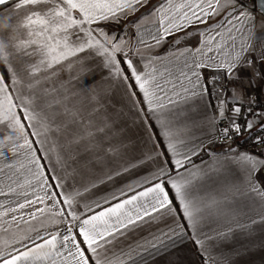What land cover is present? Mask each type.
Listing matches in <instances>:
<instances>
[{"label":"snow or ice","instance_id":"obj_1","mask_svg":"<svg viewBox=\"0 0 264 264\" xmlns=\"http://www.w3.org/2000/svg\"><path fill=\"white\" fill-rule=\"evenodd\" d=\"M150 4L0 0L6 6L0 8V178L7 179L9 192L25 184L33 189L3 216L21 212L10 218L16 223L30 209L26 222L41 216L51 221L47 227H34L35 235L0 250V264H128L121 258L126 255L123 248L120 255L114 251L117 242L147 223H163L167 229H158L153 240L167 238L177 244L192 239L203 249L233 231L219 227L232 209L229 193L243 190L264 203V153L208 148L207 155L217 157L213 163L194 160L205 151L195 130L209 119V112L213 144L251 135L256 127L255 142L264 146V111L253 108L257 101L252 93L264 90V48L252 42L256 27L264 25V0L258 13L244 0ZM141 9L147 11L130 20ZM148 16L156 21L148 31L150 41L138 39L144 55L133 51L128 36L117 35L111 26H139ZM193 33L202 37L195 46L186 43ZM166 45L164 52L155 51ZM82 53L102 58L110 75L134 98L147 151L135 154L125 128L102 99L82 98L61 82V67L83 59ZM51 153L61 163L87 158L108 179L149 161L155 171L139 184L141 190L131 187L130 196L122 190L80 208L81 190L65 189L63 177L52 174L54 168L45 172L48 165L42 161L50 160ZM25 167L35 184L26 178L20 182ZM225 171L234 172L239 183L221 185ZM95 181L103 182L102 176L93 173L81 188L89 191ZM6 195L0 189V196Z\"/></svg>","mask_w":264,"mask_h":264},{"label":"crops","instance_id":"obj_2","mask_svg":"<svg viewBox=\"0 0 264 264\" xmlns=\"http://www.w3.org/2000/svg\"><path fill=\"white\" fill-rule=\"evenodd\" d=\"M175 2H179V0H175ZM155 3H157V0H151V4ZM244 3L248 9H255L257 13L259 12L252 0H244ZM151 4L148 6L149 8ZM2 7L6 6H0V8ZM145 11L147 9H141L140 12L131 16L130 20H135ZM155 21V16H148L140 21L139 26L127 23L121 26L113 25V27L117 35L128 36L130 43L133 45V51L139 49L141 54L146 55V50L138 43V39L143 38L150 41L148 31L154 29ZM137 27L140 28V31H137ZM121 28H123V31H121ZM201 30H203V26H201ZM199 39H202V37H198L193 33L186 43L195 46ZM252 42L257 49L264 48V25L256 27ZM169 46H162L155 51L164 52ZM81 56L83 59L72 63L65 62V65L61 67L59 72L61 82L82 98L95 95L97 98L102 99L109 113L117 116L119 122L125 128L129 137L127 142L132 149H135V154L139 155L141 149L147 151L146 148H143V128L136 108L133 106L134 98L126 92L119 81L110 75L102 58L94 55L89 56L85 53H82ZM139 58L138 56L134 57V59ZM164 59L167 61L168 58L165 57ZM146 63L147 60H141L142 65ZM252 93L262 96L264 90L257 88L252 90ZM208 117L209 119L205 120L202 126L195 130L196 135L202 138L205 147V151L199 157L194 158L196 164H200L201 160L211 164L217 159V157L210 158L207 155L208 148L217 153H222L229 146L235 148L229 143L218 141L215 144L212 143V140L215 139V129L210 120L211 112L208 113ZM50 156V160L42 161V163L48 165L45 172L48 173L54 168L55 171L52 174L63 177L62 182L65 189L77 188L81 190L83 198L79 199L80 208H83L85 204L111 198L113 194H118L122 190L130 196L133 193L129 189L135 187L138 191L141 190L139 184L146 176H150L155 171V165L149 161L139 168H132L120 175L113 174L112 178L108 179L106 175L99 173L97 169H93L87 158L77 157L76 163L71 160L61 163L57 160L55 153H51ZM222 158L221 156L220 159ZM21 163L27 165V161L23 158ZM111 167L113 166L106 167L104 171H110ZM93 173L101 175L103 182L95 181V187L89 185L90 190L84 191L81 188V183L88 184ZM20 174L22 176L21 183H24V178H26L31 179L35 184V179L32 177L31 172L27 170V167L21 169ZM233 181L239 183V179L234 172L225 171L220 176L221 185L225 182L230 184ZM49 182H51V176ZM7 183L6 178H0V189L8 193L6 196H0V250L3 251L7 250L8 244H15L18 239L35 235L34 227L38 228L41 224L47 227L51 224V221L43 216L39 220L26 222L29 219L26 213L30 209L23 210V213H25L24 219H18L16 223H12L10 218L12 215L19 217L22 214L21 212L9 211L8 216H3L5 211L15 208L17 202L23 201L25 191L29 194L33 191L25 184L23 188H16L15 192H9ZM35 191L42 195L38 186ZM229 201L232 204L229 219L224 220L221 218L219 227L224 230L231 227L233 231L226 238L221 237L205 244L203 249L198 248L192 239L177 244H172L167 238L153 240V236L159 235L158 229L162 231H167V229L163 223H147L142 228L138 227L136 231L129 233L128 236L118 241L114 251L117 255H120V249L123 248L126 255L121 258L127 261L128 264H132L133 261L134 264H206V261L207 264H264V221L260 219L261 216H264V203L254 201L243 190L229 193ZM38 206L43 207L42 205ZM5 221H8V223L5 224ZM252 221L256 222L252 223ZM4 227L8 228L7 232L4 231ZM153 244H156L157 247H153ZM129 245L131 246L130 250Z\"/></svg>","mask_w":264,"mask_h":264},{"label":"built area","instance_id":"obj_3","mask_svg":"<svg viewBox=\"0 0 264 264\" xmlns=\"http://www.w3.org/2000/svg\"><path fill=\"white\" fill-rule=\"evenodd\" d=\"M256 98V104L253 105V108L256 110L264 111V95L259 96L257 94H254ZM219 127L222 128L223 124H219ZM259 134L258 129L254 127L252 129L251 135L249 133H245L243 136L235 138L234 141H223L218 140L220 143H229L236 149L240 151H245L249 153H264V146L257 145L255 142V136Z\"/></svg>","mask_w":264,"mask_h":264},{"label":"water","instance_id":"obj_4","mask_svg":"<svg viewBox=\"0 0 264 264\" xmlns=\"http://www.w3.org/2000/svg\"><path fill=\"white\" fill-rule=\"evenodd\" d=\"M254 5L259 10L260 9V6H261V0H256V3Z\"/></svg>","mask_w":264,"mask_h":264},{"label":"rangeland","instance_id":"obj_5","mask_svg":"<svg viewBox=\"0 0 264 264\" xmlns=\"http://www.w3.org/2000/svg\"><path fill=\"white\" fill-rule=\"evenodd\" d=\"M111 27L114 29L113 25Z\"/></svg>","mask_w":264,"mask_h":264}]
</instances>
